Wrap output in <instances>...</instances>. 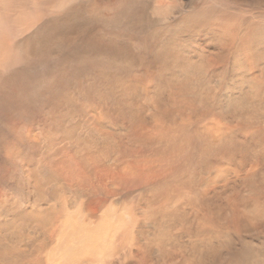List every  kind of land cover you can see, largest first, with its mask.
<instances>
[{
  "label": "rangeland",
  "instance_id": "374dc122",
  "mask_svg": "<svg viewBox=\"0 0 264 264\" xmlns=\"http://www.w3.org/2000/svg\"><path fill=\"white\" fill-rule=\"evenodd\" d=\"M15 1L34 10L1 12L0 264H42L96 212L118 232L97 264H264V227H241L263 206L264 0Z\"/></svg>",
  "mask_w": 264,
  "mask_h": 264
},
{
  "label": "bare ground",
  "instance_id": "6f19581e",
  "mask_svg": "<svg viewBox=\"0 0 264 264\" xmlns=\"http://www.w3.org/2000/svg\"><path fill=\"white\" fill-rule=\"evenodd\" d=\"M44 1H47V0H37L36 3L37 2L41 3V2H44ZM127 1L129 2V6L127 8H125L126 7L125 2H124V5L125 6L123 5L124 8H125V11L132 8L135 0H127ZM29 3L30 4H33L34 1L30 0ZM96 3L98 5L99 4V1H96L95 4ZM102 6H104V8L101 9V13L102 14L107 13V12L116 13L117 9H119L117 2H106V3L102 4ZM33 10L34 9H31V10H28V11L25 10L27 12H25L23 14H20V12H23V9H21V2H17L15 0H0V22H1V24L4 27H5V25H6V27H7V25L8 26L11 25V24L9 25L10 21L8 19H6L5 16L1 15V12L7 11L10 19L15 24H18V27L23 28V29L24 28H30L32 26V23L26 24V25H29V26H24V25L19 24V22H20L21 18L24 15H30V14L32 15L31 12ZM96 13L99 14L98 12H96ZM115 20H116V18H111L110 19V22L108 23L107 26H111L112 24H114ZM106 28L107 27H105V29ZM246 29H247V32H245L244 35H247V37L251 36V39L254 40V42H255V40H256V37L255 36H257V34H258V26H256V24L250 23L247 26ZM17 30H18V28H17ZM106 30L108 32L110 31V29H108V28ZM16 34H14V35H16ZM11 35H13V34H11ZM19 35H21V34L19 33ZM111 35H112V33H111ZM102 36H104V34ZM102 36L98 32V34L93 35L92 37H89V38H91V40H92L91 42L92 43L99 44V43H103L104 42ZM104 40H105V38H104ZM7 42H6L5 39L0 38V54L3 53V52H5L7 50V46H6V43ZM87 42L88 41H86V43ZM45 49L48 52H51L52 51V50L48 49L47 47H45ZM29 50H26L29 53V57H31V56L36 57L34 50H33L34 55L33 54H30ZM40 58H42V59L43 58H47L45 52L42 55H39V59ZM249 61H252V59L249 60ZM209 65H211V67H212V64H209ZM202 67H204V65H199V68H202ZM212 133L214 134V140H213L214 143L215 144L220 143L221 140H222V138H223V135L218 130H216V129ZM16 139H15V141H16ZM5 141H6V139H5ZM129 173H132L133 174V172H129ZM166 185L167 184H158V186L156 188V191L164 188ZM261 199L263 200V206H258L257 205V208H258L257 210H255L254 207H252V206H251V208L246 209V214H245V217H244L245 223H243L241 225V227H243L245 229H249V230H254V226H256V225H258V229L260 227V230L264 227V216H263L264 215V195L261 196ZM6 204H7V201H4V200L3 201H0V212H1V214L4 211V209L6 208L5 207ZM260 205H262V202H261ZM246 208H247V206H246ZM17 211L21 214V212L19 210H17ZM1 214H0V237L4 233L2 231V228L6 224V220L3 219V216H1ZM14 215H15V213H14ZM90 216H91V218L88 221L86 219H83V220L81 219L80 220V217H77L73 221L70 220V218L67 219L68 220V224H65L66 225L65 233L63 234L61 232V233L57 234V238L56 239L54 238L56 240V243L57 244H56V246L52 247V249L50 250V252L46 256V259H44V260L41 261L42 264L48 263L51 260V258H53V257H55V259L57 261L56 264H97V263L102 262L105 259H107L108 258L107 256H109L113 252V250L110 251V252H109V250L111 249V247H112L115 239L118 237V234H117L118 232H116V229L112 225H110V222L105 217H98L99 214L97 212H96V214L93 213ZM44 222H45V220H42L41 223H44ZM46 222H47V220H46ZM88 222L89 223L90 222L93 223L94 224V228L91 227V225H89ZM57 223L59 224V227L57 229V231H58V230L61 229L60 223L62 225H64V224L62 223V221L59 222V220L57 221ZM45 224L46 223H44V225ZM119 227H120V229L122 231L125 230V226L124 225L123 226H119ZM47 230L48 229H46V231ZM120 232H119V234H120ZM235 233H237V232H235ZM54 243H53V245H54ZM4 256H5L4 251H1L0 250V260L3 259Z\"/></svg>",
  "mask_w": 264,
  "mask_h": 264
}]
</instances>
